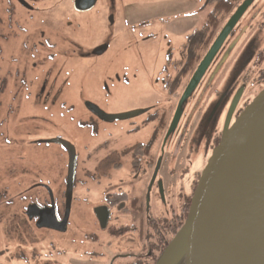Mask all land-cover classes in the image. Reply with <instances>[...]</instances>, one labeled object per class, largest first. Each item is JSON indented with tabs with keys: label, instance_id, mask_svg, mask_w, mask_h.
<instances>
[{
	"label": "rangeland",
	"instance_id": "obj_1",
	"mask_svg": "<svg viewBox=\"0 0 264 264\" xmlns=\"http://www.w3.org/2000/svg\"><path fill=\"white\" fill-rule=\"evenodd\" d=\"M35 1H40L42 7L45 3L46 6L51 3L58 6L53 12L45 14L49 24L54 22L58 26L65 21L61 18L73 16L70 12L71 0ZM106 1H111L115 7L111 35L114 51L96 61L88 60L91 61V66L72 57L62 69L59 64V68L51 66L50 69L48 66L46 74L38 78L42 77L41 83L45 82L49 92L56 80L59 89L55 92L61 90L62 98L59 102L51 100L43 103L40 99H43L44 94L39 92L41 83L31 73L38 76L44 66L35 72V69L29 68L32 61L27 51L29 44L25 46V42L31 41L28 39L32 35L29 33L24 36L15 25V22L23 25L21 18L20 22L17 21L19 16H16L15 22L6 19L4 9L8 1L0 0V264H131L134 260L130 256L112 258L126 253V250L143 255L146 252L147 246L140 236L148 233V226L144 209H140L139 205L143 206L153 167L144 172L145 167L141 165L134 174L131 172L129 156L116 157L109 153L140 143L150 151L153 161L161 157L160 148L165 130L171 121L182 86L187 84L190 76L186 71L183 84H179L177 90L173 86L178 83L179 77H172L167 91L166 88H161V71L167 56L170 54L174 58L180 51L182 54L188 44L192 43L188 40L198 29L199 46H202L205 34L202 30L211 8L206 7V0ZM253 1L226 43L230 50L219 74L210 87L206 85L208 90L204 86L208 77L201 81L193 99L186 106L178 129L185 122L195 129L203 116L204 122L212 121L215 125L218 115V128H221L223 110H218L216 114L217 108L210 109L218 106L216 101L223 97V91L228 88V73L238 83L234 85L231 82V88L235 92L244 89L237 111L243 106V102L246 103L249 99L251 101L262 91L264 83L255 80L254 73L257 69H251V59L253 55H258L257 51L264 48V31L254 30L255 21L260 20L256 14L260 9L264 11V0ZM255 16L257 17L253 20ZM43 22L40 18L32 28ZM250 23L253 25L250 26ZM29 27L28 24L24 25L25 30ZM40 49L44 50L39 52V61L43 62L50 50L45 47ZM246 50L248 54L244 56ZM204 51L205 49L200 48L202 55ZM248 58L250 60L245 64ZM107 60H111L109 66L115 72L101 80L99 67ZM122 64H129L131 68L118 69L122 68ZM115 74L120 82L109 80L114 79ZM53 88H56L55 85ZM55 92H52V96ZM35 96L38 101L34 100ZM86 100L96 103L107 114L138 111L143 106H155L160 110L159 114H143L131 119L116 120L102 128L86 119L87 115L83 113ZM233 101L234 99L229 103L228 112ZM197 103L200 109L189 118ZM161 112L164 113L162 120ZM31 115L39 121V127L33 126ZM35 130H40L41 137H48L47 131L50 137L59 134L68 139L75 149L76 183L67 228L62 233L37 228L24 214L28 203L48 205V190L53 194L60 215L64 210L67 155L55 143L50 147L39 148L31 145V140L37 138L32 136ZM192 138L191 130H177L165 143L163 160L156 175L163 186L165 203L155 200L151 195L150 209L153 210L151 213L154 218L164 214L162 217L170 219L174 213H178L186 197L190 203L211 153L210 139L204 137L198 146L192 148ZM136 160L140 159L137 157ZM114 164L119 166L114 167ZM34 185L37 187L31 190ZM113 185H118L129 197H116L115 205L126 201L125 205H120L126 210L114 208L108 224L110 229L105 228L104 231L97 222L94 210L103 203L105 194L110 192L108 188ZM131 194L139 202L137 208L140 213L132 214L127 211L128 202L134 197L130 198ZM112 224L115 227L129 225L128 228L136 230L117 236L121 232L114 231Z\"/></svg>",
	"mask_w": 264,
	"mask_h": 264
},
{
	"label": "water",
	"instance_id": "obj_2",
	"mask_svg": "<svg viewBox=\"0 0 264 264\" xmlns=\"http://www.w3.org/2000/svg\"><path fill=\"white\" fill-rule=\"evenodd\" d=\"M96 0H75V9L91 8ZM92 3L81 8L82 3ZM252 0H244L224 24L186 86L163 140L175 130L183 103L196 89L227 37L242 18ZM237 99L231 105L223 135L212 149L188 205L183 226L155 264H264V89L260 91L229 125ZM104 120H124L139 111L106 114L91 106ZM67 152L64 212L57 218L53 194L48 190L50 206H30L28 218L38 216L37 228L63 232L73 198L76 153L69 142L56 139ZM154 169L150 186L159 170ZM101 228L108 213L94 210Z\"/></svg>",
	"mask_w": 264,
	"mask_h": 264
},
{
	"label": "flooded vegetation",
	"instance_id": "obj_3",
	"mask_svg": "<svg viewBox=\"0 0 264 264\" xmlns=\"http://www.w3.org/2000/svg\"><path fill=\"white\" fill-rule=\"evenodd\" d=\"M7 1H8V4L5 6V9H4L5 14L7 15L6 19L8 20V18H9V21L15 22L16 18L19 16L18 17L19 19L17 21L20 22V18H21L23 20L21 22V24H23V25L21 26L17 22H15L16 23L15 25L18 26V28L22 31V34H24V36L28 35L29 33H30V35H32L28 39V40H31L30 41L31 43L25 42V46L29 44V50H27V51L31 55L30 60H32L31 64L29 65V68H31L32 70L35 69L34 70V72H35V71H37L38 68L44 66L41 74H39L38 76H35L34 74L31 73V75L34 77L35 80L36 79L39 80V83H41L42 77L41 78H38V77H40L41 75H43L45 73L48 66H50V69H51V66H53L54 68L60 67V69H62L63 66L68 63V61L71 57L73 59L77 58L78 60L82 61L83 63H87L88 65H90V62L92 60L96 61L99 58L101 59L106 53H108L110 51H114V49L112 48L114 45V41H112L111 35H113L112 34V28L114 26V19H113L114 18V15H113L114 10L113 9L115 7L113 6V3L111 1L96 0L93 3L94 5L91 8L83 10V11H79V10L75 9V6H74L75 0H71L70 12L73 14V16L67 17V18H61V19H65V21L61 25H58V26L55 25L54 22L49 24L48 23V17L45 16L46 13L53 12L54 9L58 8V6H56L55 3H51L49 6H46V3H45V5L42 7L40 4L41 2L40 1L38 2L35 0H7ZM243 1L244 0L240 1V3L237 4L236 8ZM253 2L254 1L252 0V3L249 7L252 6ZM207 3H208V0H206L205 5H207ZM90 4H92V3H88V2L82 3L81 8H87ZM249 7H248V9H249ZM40 8H41V10H40ZM42 9H44V11H42ZM40 11H42V16L40 15ZM230 16H229V18H230ZM40 18L44 22L40 23L38 26H35V28H32V26L35 25V23L38 22ZM227 20H226V22H227ZM25 24H28L30 26L26 30L24 28ZM224 24H223V26H224ZM222 27H221V29H222ZM235 28L233 29V31L235 30ZM233 31L227 37L226 41L228 39H230L231 35L233 34ZM199 36H200V30L198 29L193 33V36L190 37V39L188 40V42L192 41V43L188 44V46L186 47V49L184 50V52L182 54L180 51L178 56H175L174 58L172 57V55L169 54L166 58L164 68L161 71V76L163 79V82H161L162 83L161 88L164 90L166 88L167 91L169 89L168 83H170V82L172 83V77H175V76L179 77L180 81L178 80V83H176V85L173 86V88L177 90L180 87L179 84H181V85L183 84V81H184L183 76L185 75L186 71H188V73H189L188 76L190 75L188 77L187 84L185 86L184 85L182 86V92L179 95L177 102L175 104V109L173 111L172 118H173L174 113L176 111L178 102H179L186 86L188 85L193 73L195 72V70L197 69L201 60L203 59V57L207 53L208 49L210 48L211 44L213 43V41L217 37L216 36L213 39V41L210 43V45L208 46V48L204 51V53L202 55L200 53V48H202V46H199ZM226 41L222 45L221 49L219 50L218 54L216 55V57L212 61L211 65L209 66L207 71L205 72L204 76L200 80L196 89L191 93L189 98L183 103L182 108H181L182 113H181L180 120H179L175 130L172 131L170 134V135H172L177 130H179V132L184 131V130L187 131L188 129L191 130V132L193 134V138H192L190 145L192 148L198 146V144L201 142V140L205 137V138H208V140L210 139L209 147H210V150L212 151V149L218 144V142L220 141V139L223 135L225 125H226V121L228 120V116H229V112H228L227 108L229 106V103L232 101V99H234V101L237 99V103H236V106L234 107V110L231 113L230 119L228 121L229 125L234 121V119L238 116V114L247 105L246 103H250V102H248L250 99L248 101H246V103L243 102V106H241L240 109L237 111V107L239 106V103L243 97L244 89L241 88L240 90H237L235 92L234 89L231 88V86H232L231 82L234 83V85H235V83L236 84H238V83L236 82L235 79H232L231 73H228V75H227V78L229 79L228 88L225 91H223V93H224L223 97L222 98L220 97L218 99V102L216 101V103H218V106H216V107L213 106L210 109V110H213L214 108H217L216 114L218 113V110H219V112H220V110H223V112H222V119H223L222 123L223 124H222L221 128H218V125L220 123V121H219L220 115H218L217 116V122L215 125L212 123V121L209 123L204 122V120H203L204 116H203L202 120L197 124L195 129H194V126L187 124V122H185L180 127V129H178L180 121L182 120V117L185 114L186 106H187L188 102L189 101L191 102V100L193 99V95L195 94V91L199 87L201 81L204 78L208 77L206 80L207 82L205 81L206 84H204V86H205V88H207V86L210 87L213 84V81L215 80L216 76L219 74L220 68L226 62V60L228 58L229 50H230V48L228 49V47H226V43H227ZM228 46H229V44H228ZM43 47H45L46 49H48L50 51L46 55L45 61L40 62L39 61V52L44 51V50L40 49ZM165 51H163V52H165ZM167 52H168V50L166 51V53ZM257 53H258V55L256 56V58H257V60H259V64L258 63L255 65L253 64L256 61V60L253 61V58L255 57V55H253V57L251 59V61H252L251 62V64H252L251 69L252 70H255V69L258 70L260 68V65L262 66V64H260V58L258 59L259 51H257ZM45 54H46V51H45ZM247 54H248V50L245 51L244 56H247ZM114 55H116V54H114ZM165 55L166 54L164 53V56ZM58 57H60V58H58ZM88 60H91V61L89 62ZM249 60H250V58H248V60L245 62V64ZM110 63H111V60H107L106 62H104L99 67L101 70L100 71L101 72V76H100L101 80H104V78L108 74H109V76H112L114 74L115 70L109 66ZM58 64H59V67H58ZM121 66H122V68L120 67L118 69H130L131 68V65H129V64H122ZM207 72H208V74H207ZM49 76H47V77H49ZM175 79H173V82H175ZM109 80H115L116 82H120V79H119L117 74H115L114 79H109ZM165 80H167L168 82ZM243 80L244 79H242V81ZM54 85L56 88H53ZM40 86H41L40 87L41 90H39V92L42 91L41 94H44L42 96L43 99H40L41 102L47 103L51 100L53 102L55 100H57L56 102H59L60 99L62 98L61 94H60L61 90H59L58 92H55V90L57 88L59 89L58 83L56 80H54L53 84L50 86V89L52 87V90H50V92L46 89L47 85L45 84V82H42L40 84ZM208 88H207V90H208ZM52 92H55L53 94V96H52ZM233 93H235V94H233ZM38 97L40 98L41 96H38ZM33 98H34V100H37L36 96ZM233 102H232V104H233ZM93 105L98 107L102 111V109L96 103H94L90 100H86L85 104L83 105V110H84L83 113H85L87 115L86 119L89 122H92L96 125H100V126H102V128H104L105 126L116 121V120L108 121V120H104V119L100 118V116L95 111H93V109L91 107ZM199 109H200L199 103H197V106L194 109H192V113L189 115V118L192 116V114H194V112L196 110H199ZM159 110H160V108L155 107V106H151V107L143 106L141 108V110H138L140 112V114L137 116H140L143 114L144 115L148 114L151 116L152 113L159 114L158 113ZM229 111H230V109H229ZM104 113H106V112H104ZM36 116H38V115L36 114ZM137 116H135V117H137ZM163 116H164V113L161 112L160 113L161 120L163 119ZM30 117L32 118L31 122L33 123V126L37 125L39 127L40 123L36 119V117L33 118L32 115ZM132 118H134V117H132ZM172 118H171V120H172ZM129 119H131V118H129ZM169 125H170V123H169ZM169 125H167L165 133L168 131ZM33 129H38V128H33ZM46 134L48 137H41L40 130H35L32 133V136H36L37 138H33L31 140V143H32L31 145L35 146L36 148H39L42 146L43 147H50V146L54 145V143H55L54 140H56V139H62V140L69 142L70 144H72L68 139L64 138L63 136H61L59 134H57L55 136L53 135L51 137L48 134V131ZM55 144H57L55 146H59L67 155L66 150L64 149V147L61 144H58V143H55ZM137 144H140V143H136V144H133L131 146L125 147L119 151H111L109 154H110V156L113 155L116 157H118V156H129L131 159L130 161H131V166H132L131 172L134 174L137 173L136 171L138 170V168L141 165L143 167H145L143 169L144 172L153 167V171H152L151 175L149 176V180H148L147 187L145 190V195H144V199H143V206L139 205V208L144 209V213L146 214L145 216H146V222L148 224V228H150L151 225L157 226V227H160V226L163 227L164 226L163 224H158V223L160 221H163V220L168 221L170 219H173L174 217L175 218L180 217L183 214V208H184L186 203L184 202V204L180 206L178 213H176V214L174 213L170 219L162 217L164 214L163 215L160 214V217H158V218L153 217V215L151 213V212H153V210L151 211V209H150L151 195H152V198H154L155 200H158L161 203H165L164 202L163 186H162L161 181H159L157 178H155L154 182L150 186V181L152 179V175H153L154 169L156 167V164H157L158 160H160V163L163 160L162 155H163V151H164L163 149H164L165 144H163V142H162V144H161L162 146L160 148L161 157L155 159V161L152 160V158L150 157L152 154L147 149V147H145L143 144H140V147H139V150L141 151L142 155L136 156V153H134V150H132L131 148ZM136 157H138L140 160L139 161L135 160ZM142 159H144L143 162H142ZM67 161H68V159H67ZM118 166H119V164H114V167H118ZM159 167H160V165H159ZM197 177H198V174H197ZM138 179H140V178H138ZM65 180H66V178H65ZM194 181L196 182V179ZM75 183H76V176L74 178V184ZM35 187H37V185H34L31 188V190ZM108 190L110 191L109 194L108 193L105 194L103 203L98 206V207L105 208L107 210V213H108L107 223H106L105 227L103 228L104 231L109 226L108 224H109L110 215H111L112 210L114 208L116 210L118 209L120 211L126 210L125 207H122V206L120 207V205H125L127 202L122 201L121 204L118 203L115 205L116 197L118 198L119 195H122V194L125 195L124 197H126V198L129 197V196H127L129 194H127L124 191H121L119 189L118 185H113L112 188H110V189L108 188ZM132 194H134V193H132ZM132 194L130 195V198L134 196ZM187 199H188V197H186V200ZM54 204H55V211H56L57 218L59 220H61L63 217V214L60 215V213L58 212V210L56 208L55 201H54ZM128 204H129V208L127 209V211L131 212L132 214L140 213V210H138V208H137L139 202L137 201V198L135 196L132 198L131 202H128ZM33 205L37 206L39 209H43L45 207L50 206V201H49L48 205H45V204L40 205L37 202L28 203L26 205V207L24 209L25 210L24 214H25L27 220L30 222H33L34 225L36 226V222L38 221L39 217L34 216L30 219L27 216L28 208L30 206H33ZM187 205H189V202ZM120 211H118V212H120ZM63 212H64V210H63ZM173 212L174 211H172V213ZM162 213H164V212H162ZM150 220H152V222H150ZM154 220H157V221H154ZM97 222H98V220H97ZM111 227L113 228L114 231L115 230L118 231V229L120 228V227H115L114 224H112ZM66 228H67V224H66ZM66 228H65V230H66ZM108 229H110V227ZM134 230H136V229L130 227L128 230L129 231L128 233H133V232H135ZM53 231L58 232V233H62V232L55 231V230H53ZM109 235L112 236L113 238H117L114 235H111V234H109ZM127 251L128 250H126L125 251L126 253H123V254L120 253L119 255H114L112 259H117L120 257L125 258L127 256H130V257H133V260L135 261V259H137V257L140 255V254H136V253L134 254V252H132V251H128V252ZM148 256H150V253L148 254Z\"/></svg>",
	"mask_w": 264,
	"mask_h": 264
},
{
	"label": "trees",
	"instance_id": "obj_4",
	"mask_svg": "<svg viewBox=\"0 0 264 264\" xmlns=\"http://www.w3.org/2000/svg\"><path fill=\"white\" fill-rule=\"evenodd\" d=\"M240 1L241 0H208L206 7L210 6L211 9L206 17L205 26L202 30L203 32L205 31L203 41H202V49L206 50L208 48L210 43L219 33L223 24L226 22L229 16L234 12L237 4L240 3ZM256 15L260 17V20L255 21L254 30L264 31V11H261L260 9V12ZM256 17L257 16H255L253 20ZM239 25H240V21L235 27L237 28ZM252 25L253 24L250 23V26ZM259 58H260V64H262V68H259L254 73V75H255V80H258L264 83V48L259 50L258 59ZM253 61H255L253 63L254 65L257 63L259 64V60H257L256 56L253 58ZM263 89L264 87L261 90ZM248 102H250V100ZM139 147H140V144H137L131 148L132 150H134V153H136V156L142 155L141 151L139 150ZM124 196L125 195L123 194L119 195V199L123 198ZM188 202H189V199L185 201L186 204L183 208V214L180 217H177V218L174 217L173 219H170L168 221L166 220L160 221L158 224H163L164 225L163 227L161 226L157 227V226L151 225V227L148 228V233L143 235L142 237L140 236V238H142L143 243L146 244L147 249H146V252H144V255L140 254L137 257V259H135V261L131 264H155L156 263V261L159 259L161 254L167 248L168 244L172 241V239L176 236V234L179 232V230L183 226V220L185 219V216H186ZM154 221H157V220H154ZM150 222H152V220H150ZM118 230L121 233H119V235L117 236H120V235L123 236L124 234L128 232L129 228L128 226H124V227H120ZM149 253H150V256H148ZM180 264H184L183 261H181Z\"/></svg>",
	"mask_w": 264,
	"mask_h": 264
}]
</instances>
